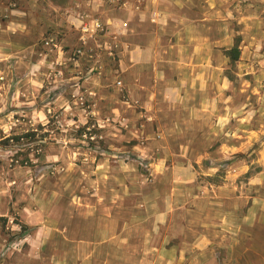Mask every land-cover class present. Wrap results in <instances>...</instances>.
<instances>
[{
    "label": "rangeland",
    "instance_id": "1",
    "mask_svg": "<svg viewBox=\"0 0 264 264\" xmlns=\"http://www.w3.org/2000/svg\"><path fill=\"white\" fill-rule=\"evenodd\" d=\"M123 1L0 0V264H53L39 261L48 258L31 238L33 211L124 202L148 223L147 211L168 209L173 185L179 199L236 187L243 211L264 196V0H162L192 22L184 35H165L172 54L154 56V72L143 69L142 85L155 91L140 102L122 70L134 33L123 27ZM167 79L179 87L174 104L165 100ZM166 212L161 241L171 235ZM200 219L191 216L193 231L173 232L179 244L197 242L187 249L196 257ZM222 238L210 233L205 264H235L218 248Z\"/></svg>",
    "mask_w": 264,
    "mask_h": 264
},
{
    "label": "crops",
    "instance_id": "2",
    "mask_svg": "<svg viewBox=\"0 0 264 264\" xmlns=\"http://www.w3.org/2000/svg\"><path fill=\"white\" fill-rule=\"evenodd\" d=\"M122 7L128 20L124 24L127 27L130 24L134 32L123 52L122 70L126 74L129 94L134 96L136 93L138 96L134 101L140 102L141 96L152 97L155 91V86L151 84L142 85L143 69L149 68L154 72L159 67L154 65V56L161 52L170 57L173 45L165 35L176 31L179 36L178 30L182 28L184 31L179 32L184 35L192 19L165 7L162 0H124ZM205 39V55L208 56L209 36L206 35ZM201 52L204 55L203 43ZM170 63V58H167L164 68H168ZM166 82L165 100L174 104L178 102L179 87L171 84L170 79ZM143 89L145 92L142 93ZM175 93L177 96L172 99L171 95ZM208 112L207 102V116ZM178 187L181 186L173 185L169 190L168 209L157 207L146 210L147 215H153L148 223L141 218L142 222H137V217L142 216H137L141 211H130L124 202L118 205L117 210L109 211H33L37 220L35 224L41 225L32 224L35 233L31 238L40 240L38 257L48 258L39 261L53 264H205L208 261L206 256L210 257L213 249L210 233L218 232L223 237L217 244L218 248L228 255L234 254L235 264L239 263L238 257L241 264H264V196L251 197V208L243 211V198L236 187L207 188L198 196L187 191L181 199ZM163 211H167L170 221L168 241L160 240L162 225L159 222ZM55 215L59 216L57 223L52 218ZM199 215L203 242L197 244L201 246L202 255L196 257L188 254L187 249L192 250L197 242L188 239L179 244L173 232L178 229L193 231L195 220L192 221L191 216ZM156 217L158 222H155ZM46 231L49 233L45 237L39 235ZM226 232L232 233L230 241L225 239ZM184 245L185 248H182ZM180 249H186L185 255ZM223 262L226 261L223 259Z\"/></svg>",
    "mask_w": 264,
    "mask_h": 264
},
{
    "label": "trees",
    "instance_id": "3",
    "mask_svg": "<svg viewBox=\"0 0 264 264\" xmlns=\"http://www.w3.org/2000/svg\"><path fill=\"white\" fill-rule=\"evenodd\" d=\"M227 56L231 60V62H235L239 59L240 57V49L239 46H234L230 50L227 51Z\"/></svg>",
    "mask_w": 264,
    "mask_h": 264
},
{
    "label": "built area",
    "instance_id": "4",
    "mask_svg": "<svg viewBox=\"0 0 264 264\" xmlns=\"http://www.w3.org/2000/svg\"><path fill=\"white\" fill-rule=\"evenodd\" d=\"M124 27H127V25L126 24H124L123 25ZM94 28L95 29H100L101 28V25L99 24V23H97L96 25H94ZM84 31H89V29H88V27L86 26L85 28H84ZM119 85H121V83L119 82Z\"/></svg>",
    "mask_w": 264,
    "mask_h": 264
}]
</instances>
